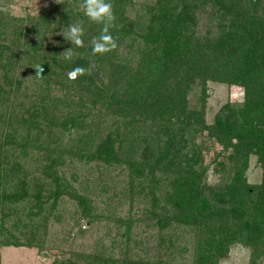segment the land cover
Instances as JSON below:
<instances>
[{"label": "rangeland", "instance_id": "374dc122", "mask_svg": "<svg viewBox=\"0 0 264 264\" xmlns=\"http://www.w3.org/2000/svg\"><path fill=\"white\" fill-rule=\"evenodd\" d=\"M223 1L226 6L221 4ZM109 2L117 21L130 22L131 28L123 35L113 33L118 48L97 62L94 70L98 74L94 72L91 76L95 81L92 85L88 77L83 81L69 80L72 69L69 66L64 69V64L71 63L82 52L63 36L69 24L82 22L84 47L92 45L93 38L100 35L91 30L94 26L80 7L82 0H0V41L6 39L5 45L20 50L14 58L13 73L9 74L15 80L17 77L12 87L7 86L8 81L0 72L5 90L0 99V160L3 162L0 171H9L10 165L19 161L20 170L11 172L9 179L18 173L16 176L27 180L31 193L42 185L44 196L53 187L55 171L70 190L86 199V206H91L90 214L84 215L78 199L64 192L55 208L50 210L46 204L33 217L39 222L34 237L40 245L0 242V264H97L98 260L107 264L110 257H123L138 264H198L209 252L212 257L206 258L204 264H264V223L258 210L251 209L252 201L264 194V162L258 154L250 152L244 172L245 182L251 186L247 191L248 204L232 211L221 199L228 198L222 192L239 167L237 161L228 158L233 148L209 138L205 130L197 131L192 137L202 147L195 164L200 194L185 208L174 206L166 199L169 181L184 166V161L159 169L156 157L161 152L158 153L159 146L164 145L162 139L154 141L156 153L144 164V173L135 169L140 164V150L145 142L139 137L152 134L163 125V122L159 124L157 112L164 97L170 95L167 91H171L173 83L166 91L160 88V92L152 95L148 107H137L126 101L131 90L126 83L129 73L161 51L162 38L150 44L141 36L148 31L146 24L151 17L159 23L153 27L165 31V25L176 26L189 15L190 19L180 26L181 39L188 41L182 53L205 52L221 33L228 29L236 31L241 22L249 25L246 20L250 16H253L251 26L260 24L264 18V0ZM71 47L72 59L65 60L64 51ZM40 62L49 66L44 77L35 71ZM144 67L151 72L152 68ZM199 89V85L190 88L186 99L197 110L201 109L203 125L214 121L225 102H241L244 98L242 86L208 79L203 104ZM32 106L42 110L35 119L31 115ZM147 111L150 119L155 116L156 123L150 124L149 118H143ZM166 118L172 120L169 115ZM168 126L176 129L170 123ZM113 129L118 135L114 143L115 159L111 163L97 157L85 162L77 157L82 149L95 148ZM58 156L61 162L49 172L46 163ZM149 167L154 173H147ZM150 183L155 186L151 192L147 188ZM5 185L9 182L0 176V192ZM153 195L157 198L155 206L161 225L146 210L153 203ZM204 197L211 200L209 206L202 203ZM17 205L18 209L5 219L4 225L12 229L16 222V234L25 240L22 234L26 229L24 210L27 207L25 202ZM0 209L3 208L0 206ZM239 211L238 218H234V213ZM187 212L189 220H185ZM246 219H253L261 228L258 237L243 226ZM123 220L130 221L128 231Z\"/></svg>", "mask_w": 264, "mask_h": 264}, {"label": "trees", "instance_id": "16d2710c", "mask_svg": "<svg viewBox=\"0 0 264 264\" xmlns=\"http://www.w3.org/2000/svg\"><path fill=\"white\" fill-rule=\"evenodd\" d=\"M221 4L226 6L225 1L221 2ZM162 17L165 18L166 16L162 15ZM188 17L189 15L180 19L176 26L165 25V31L159 30V27L154 28L153 24H156L158 20L155 17H151L152 20L146 24L148 31L141 35L144 37V41H149L150 44H153L155 40L160 41L162 38V47L160 53L154 55V57H149L147 62L136 65L134 72L132 70L129 73L130 75H128L126 83L131 90L129 93L130 97L126 99L127 103L134 104L137 107H148L150 103L149 98L152 95L160 92V88L166 91L170 83H173V85L171 91H167V93L170 92V95L168 94L167 97H164L157 112V115L160 117L159 124L163 122V125L161 128L158 127L152 134L146 133L142 137H139L145 142L140 150V164H136L138 167L135 169L141 174L144 173V164L152 159L156 153L154 146L157 145L154 141L162 139L164 145L159 146L158 153L161 152L156 157L159 169L177 166L176 162L184 161V166L178 169L177 175L169 181L170 190L166 199L177 207H187L192 201L197 200L200 194V179L197 175L198 170L195 164L200 156L202 147L194 141L192 135L197 131L205 130L209 138H216L226 147L231 146L233 148L230 154H228V158H230V161H237L239 167L233 175L232 180L226 186V189L222 192L228 198H222L221 201L222 204L228 203V207H231L232 211L235 208L243 209V206L248 204L247 191H250L251 188V186L247 185L244 178L250 152L258 154L259 158L264 162V18L260 24L253 27L251 26L253 16H250V19L246 20L249 25L241 22L237 26L236 31L234 29L226 30L224 33H221L212 47H209V51L197 50L193 53L191 51L182 53L188 41L181 39L180 26L190 19ZM86 19L88 18L86 17ZM116 23L119 27L110 30L112 36L114 34H118L119 36L129 32L131 28L129 27L131 26L130 22L121 24V21H116ZM0 24H2L1 17ZM92 25L94 27L91 30L95 29V32L98 34L101 26L95 23H92ZM3 41H6V39L0 41V72L4 79L8 81L7 86L12 87L17 77L15 80L14 77L9 76L13 73L15 68L13 65L14 58L18 52L20 53V50L17 51V47L14 49L9 45H5ZM79 50L82 52L71 63L64 64V69H67L68 66L71 69L76 66L88 68L90 64H95L96 68L97 62L104 59V55H93L92 45H86V47L79 48ZM144 66L152 68L151 72L148 71L149 69H144ZM95 68L92 69L91 75L80 76L78 79L83 81L88 77L91 79L90 83L94 85L95 81L92 80L91 76H93L94 72L98 74V70H94ZM208 79L224 80L231 84L242 86L244 98L241 102H225L216 113L214 121L203 125L205 120L202 122L200 120L202 115L201 109L197 110L191 103H188L186 98L190 91L189 89L199 85L200 103L204 104L207 96L206 81ZM4 91L0 81V99L1 93ZM111 96L114 97L112 94ZM31 108V115L35 119L42 110L40 111L38 106H32ZM167 111L170 113H167ZM166 115L172 117V120L166 118ZM143 118L150 119L149 111H147V114ZM149 123H156L155 116H151ZM168 123L175 126L176 129L171 130ZM115 133L116 131L113 129L98 142L95 148L88 149V151H83L82 149L77 154V157L83 158L85 162H89L92 158L97 157L105 161V163H111L115 159L114 152L116 148L114 143L118 132ZM186 146L187 148L185 149ZM70 156H72V153ZM162 160H164L163 164ZM58 162H61L60 156L47 162L45 168L50 172ZM130 163L132 162L130 161ZM20 164L19 161H15L10 165L9 171L5 173L0 171V176L3 180L9 182V185L3 186L0 192V206L3 208L0 209L2 211L0 221L3 223V225L2 223L0 224L2 236L0 242L28 246L36 244L39 246L40 244L38 245V241L34 237L35 232L38 230L37 225H39V222L33 217L38 216V213L41 212L46 204H48L50 210L55 208L64 192L70 193L71 196L78 199L80 204H82L84 215L90 214L91 206H86V199L78 196L77 192L70 190L68 183L63 182L61 175H57L55 171L52 173L51 185L53 187L49 189V193L46 196L42 194V185H38L36 192L31 193L29 188H27V180L21 176H16L18 173L15 175L16 177L14 176L9 179L11 172L20 170L19 168L22 166ZM2 168L3 162L0 160V170ZM146 171L147 173H154L152 167L151 169L149 167ZM235 181H238V183H235ZM147 188L151 192L155 186L150 183ZM152 201L153 203L146 209L147 213L154 218L157 225H161V216L158 214L155 206L157 198L154 195L151 198ZM21 202H25V207H27L25 210L22 208L25 218H27L24 223L26 229L24 234H22L26 236L25 240H23L20 234H16V230H18L16 222L13 223L14 227L12 229L4 225L5 219L16 212L17 203ZM252 202L254 206L251 209L258 210L264 223V194H261L256 201ZM202 203L209 206L211 200L204 197ZM220 207L224 208L223 205H220ZM240 211L234 213V218H238L237 216H239ZM192 217L195 218V216ZM189 219L190 215L187 212L185 220ZM123 221L128 231L131 227L130 221ZM242 224L250 230L252 236L258 237L261 228L253 219H246ZM210 257H212V253L209 252L208 256L203 257L198 264H204L206 262L205 259ZM94 260H96L95 257ZM109 261L110 264H138L131 259L127 260V258L123 257L118 259L110 257L107 264H109ZM89 264L91 263L89 262ZM97 264H106V262L98 260Z\"/></svg>", "mask_w": 264, "mask_h": 264}, {"label": "clouds", "instance_id": "9594fccd", "mask_svg": "<svg viewBox=\"0 0 264 264\" xmlns=\"http://www.w3.org/2000/svg\"><path fill=\"white\" fill-rule=\"evenodd\" d=\"M80 7L89 21L101 26L100 35L92 40L93 55H106L115 51L118 48V44L110 30L118 28L119 25L116 23L117 17L112 3L109 0H82ZM63 36L67 41L71 42L72 46L74 45L76 48L84 47V27L82 22L69 24L67 33ZM72 55V47L64 51L65 60L71 61ZM93 68H95V64H90L88 68L76 66L68 73V79L74 81L80 76L91 75ZM35 69L39 72L43 71L40 65Z\"/></svg>", "mask_w": 264, "mask_h": 264}, {"label": "water", "instance_id": "95a60500", "mask_svg": "<svg viewBox=\"0 0 264 264\" xmlns=\"http://www.w3.org/2000/svg\"><path fill=\"white\" fill-rule=\"evenodd\" d=\"M38 65H40V67H42L43 71H42V72H39L37 69H35L36 74H37L38 76H40V77H44V76L47 74L48 66H47V64H45V63H39ZM38 65H36V67H37ZM36 67H35V68H36Z\"/></svg>", "mask_w": 264, "mask_h": 264}]
</instances>
